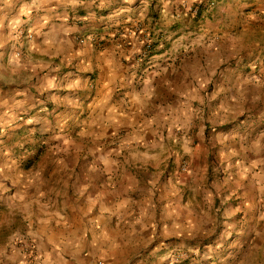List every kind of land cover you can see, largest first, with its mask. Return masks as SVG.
I'll return each instance as SVG.
<instances>
[{
    "label": "crops",
    "instance_id": "crops-1",
    "mask_svg": "<svg viewBox=\"0 0 264 264\" xmlns=\"http://www.w3.org/2000/svg\"><path fill=\"white\" fill-rule=\"evenodd\" d=\"M196 1L0 0V241L11 251L20 250L14 241L24 232L35 239L28 236L38 264H171L169 249L188 242L175 239L177 229L191 230L211 214L202 207L206 190L193 192L201 183L189 191L196 204L184 205L190 188L160 177L180 153L192 150L195 163L217 145L229 154L217 172L231 178L234 170L240 182L212 183L215 196L230 192L226 198L240 201L222 212L227 220L213 242L233 234L239 210L242 219L250 203L262 210L264 0H210L197 20L190 13ZM152 36L160 40L143 73L137 56ZM212 83V94L199 101ZM196 126L192 149L186 133ZM70 128L79 129L78 141ZM36 134L61 137L72 146L58 151L78 159L85 151L89 160L33 169L26 158L40 142ZM12 233L9 242L2 238ZM241 235H231L228 264L243 247Z\"/></svg>",
    "mask_w": 264,
    "mask_h": 264
},
{
    "label": "rangeland",
    "instance_id": "rangeland-1",
    "mask_svg": "<svg viewBox=\"0 0 264 264\" xmlns=\"http://www.w3.org/2000/svg\"><path fill=\"white\" fill-rule=\"evenodd\" d=\"M204 2H207V5H208L211 1L210 0H199V1L191 3V10H190L191 12L190 13L194 14V17L196 20L198 19L197 17L199 16V14H203V15L205 14L204 12L206 11L207 6H206V4H204ZM216 7H217V5L215 4L214 10L216 9ZM197 9H199V11ZM246 42L248 43V41H246ZM245 46H246V44H245ZM217 80L219 81V79H217ZM260 81L264 82V78L260 79ZM217 84H219V83H216V85ZM213 88H215V86H213V83H212L209 87V90L205 91L204 94L202 95V99L199 98V99H201L199 101H203V98L206 95H211L213 92ZM263 88H264V86H263ZM216 99H220V98H216ZM261 102L262 103L264 102V91L262 93V101ZM87 104H88V101H86L84 104H82V106L85 107V109H86L85 111H87ZM57 113H59V111ZM56 114H54V115H56ZM87 114L88 113L82 114V116H80L81 117L80 119L87 116ZM65 118H66V115L62 114L61 118L60 119L58 118V121L63 120ZM234 124L236 125L237 123H234ZM193 126H195V125H193ZM198 128H199L198 126H196L195 128H191L190 130H187V133H186L187 134L186 139L188 141H190V145H191L190 147L192 149L195 148V146H197V144L199 143V142H197L198 138L195 136V134L196 135L198 134V131H199ZM217 128L219 129V127H217ZM206 130H202L203 141L205 143H208L210 137L207 134V132H205V134L203 132ZM211 130H213V128H211L209 131H211ZM260 130H264V126L262 127V124H261ZM58 131H59V129L57 130V132ZM70 131H72L71 135H72V137H74L73 138L74 140L79 138L78 137V132H79L78 128H76L74 130L72 128H70ZM60 133L62 135L67 134V133H64L63 130ZM217 133L218 132L216 131L215 134H217ZM200 135L201 134H199L198 136H200ZM36 136L38 137V140L40 138V142L37 145L33 146L34 153L31 154L30 157L26 158L27 162H29L31 165L33 164V169L37 168L38 162H43V163L47 164V163H50L54 160H59V159L65 160V161H73V160H81L82 161L83 159H85L86 161L89 160V155L85 151L81 152L82 154H81L79 159L77 157H75L74 155H69V154L63 155L62 150L58 151L57 147L59 149H67V148L69 149L72 146L70 144H65L64 143L65 141L61 137L55 138L57 140L53 141L52 139L48 140V138H50V135H47V134H41V135L36 134ZM51 136H54V134ZM42 137H44V138H42ZM77 141H78V139H77ZM191 141H192V144H191ZM207 150L208 151L205 150L206 154L205 153L203 155L197 154V156H196L197 158H196L195 163H193V161H192L193 159L191 158L192 150L190 152L187 151L185 154L180 153L177 156L178 157V162L176 163L177 165H174V167H173V165H172V167H169L168 171H166V173L162 177H160V181L161 180L162 181L171 180V179L175 180V178L177 177L178 179L182 180V184L183 185L185 184L186 188H190L189 190H187L186 194L182 193V195L184 196L183 197V204L184 205H186L190 201H192L193 205L196 204L195 201L192 199V195L189 194V191L191 190L193 185H195L196 183L197 184L201 183V187L197 186V190L193 191V192H196L197 194L198 193L201 194L202 192H204V190H206V192H204V196H203L204 199L202 200V207L204 206L205 210H207V212L211 215L209 217H206L203 219L198 218L199 219L198 224L196 226H194L191 230H189L190 226H188V225L185 228L184 227H182L181 229L178 228L177 229L178 234L176 235L175 239L182 241V242L183 241L184 242L190 241V242L194 243V241H195V242H197V244H199V245H197L198 246L197 250L199 251L200 255L201 254L204 255V252L211 254V256H209L210 257L209 259L203 261L204 264H228L229 259L227 258V255L232 251V248H231L232 243H233L232 238L237 234L238 230L241 229L242 230L241 236L243 237V247L238 252V254H236V257L233 258L234 262L229 263V264H264V207L262 208L261 211L256 212V208L254 207V203H250L248 205V215H245L244 219H242V218H243V215L246 213V211H244V208L242 210H239L237 212L238 215L240 213H243V214L241 216H238V221L241 220L242 222L239 223L238 227L231 229V231H233V234L228 233V232H230V230H226L223 238H222V236L220 237L221 239L218 237V239H220L219 242H216V243L213 242L215 239H217V236H219V233L223 230V228H222L223 222H226V220H227V219H223L222 212L224 210H226V208L229 204H233V206H236L239 203L240 199H236V197L226 198V196L230 195V192L223 194L225 197H222L223 196V195H221L222 193H220L219 196H215L216 193H215V190L212 188L211 184L216 183V181H220V183H221V180L225 179L227 181V183L231 187H233L234 186L233 183L238 184L240 181H239L237 173H235L234 170H233V173L231 174V178H229L228 175L225 173H222V174L218 173L216 170L219 167L224 166L226 161L229 159V157H228L229 154L226 152V149L224 147L222 148V147H219V145H217L216 147L211 148V149H207ZM181 154H184L186 157L185 159L188 160V162H189V167H188L187 172L181 171L182 174L180 173V171H178L179 168L176 169V167L178 166V163H179V159H181V157H182ZM202 156H204V157H202ZM193 158H195V157H193ZM48 169L51 172V169L49 167H48ZM229 171H232V170L230 169ZM52 182H55V179H52ZM56 186L57 185H55V188H56ZM50 187H52V186H50ZM192 189H194V188H192ZM220 196H221V198H220ZM261 204L264 206V201H262ZM193 217H195V216H194V214L191 213V215H190V217H188V219L191 222L196 221L195 219L192 220ZM183 223L188 224L190 222H188L186 220ZM183 223L180 222L181 225ZM170 229H172V227H170ZM173 229H174V227H173ZM14 235H15V233H12L10 235L3 234L2 238L3 237L6 238L8 236V238H9L8 242H9ZM17 235H19L17 237H20V238H24V237L28 238V236L30 234L24 233V232H19ZM30 236L32 237V235H30ZM31 239H33V237ZM33 240L35 241V239H33ZM28 241H29L30 245H32V247H34L33 246L34 242L32 243L31 242L32 240H30L29 238H28ZM188 242H186V244H184L185 250H189L188 248H186V247H189ZM176 250H177V248L172 247L169 249L168 252H169V254H171V253L176 252ZM15 251H11L9 246L4 244V241H0V264H25V262H23V261L26 259L27 254L32 255V257L35 256L33 261H32L33 263L30 262L29 264H38L39 261L41 260V259H39L37 253L35 255V253L26 252V251L22 250L21 248H20V250H18L20 253L18 251H16V252ZM32 251L33 252L35 251L34 248ZM13 254H16V256H13ZM205 255H207V254H205ZM23 256H25V258ZM206 257H208V256H206ZM22 258L24 260H22ZM66 264H77V263L71 262V263H66Z\"/></svg>",
    "mask_w": 264,
    "mask_h": 264
},
{
    "label": "built area",
    "instance_id": "built-area-1",
    "mask_svg": "<svg viewBox=\"0 0 264 264\" xmlns=\"http://www.w3.org/2000/svg\"><path fill=\"white\" fill-rule=\"evenodd\" d=\"M214 6H215V3H211L209 7L210 10L213 9ZM197 10L199 11V9ZM139 29H140V23L136 24L135 27L132 28L131 31H129V34L136 33V31ZM19 33L21 36L28 38V40H32L34 38V36L31 33L26 34L24 30H20ZM158 40L160 39H157V41ZM157 41H155L153 36L152 38L150 37L147 40H145L143 49L137 56V62L142 67L141 69L143 73H145L146 70H149L151 66V61L154 57L153 53L156 51V47L158 45ZM80 42L84 43L85 40L81 39ZM16 54H17L16 56L19 58H25L23 51H17ZM257 78H261V77L257 76ZM181 165H182L181 171L187 172L188 167H189L188 160L183 159ZM14 242H15V245H17V247H20L22 250L33 253L32 245H30V243L24 240L23 238L16 237ZM168 258L171 264H196L201 259V255L198 250L189 251V250L177 248L176 252L169 254ZM99 264H103V263L100 262Z\"/></svg>",
    "mask_w": 264,
    "mask_h": 264
},
{
    "label": "trees",
    "instance_id": "trees-1",
    "mask_svg": "<svg viewBox=\"0 0 264 264\" xmlns=\"http://www.w3.org/2000/svg\"><path fill=\"white\" fill-rule=\"evenodd\" d=\"M202 12V11H201ZM203 14H199V16L197 17L198 19L202 18ZM153 18H157L156 14H152ZM153 55H155V52L153 53Z\"/></svg>",
    "mask_w": 264,
    "mask_h": 264
}]
</instances>
